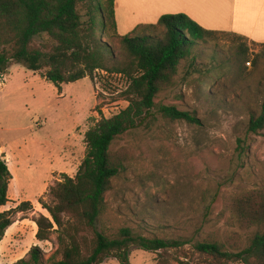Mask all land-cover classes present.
<instances>
[{
    "label": "rangeland",
    "instance_id": "obj_1",
    "mask_svg": "<svg viewBox=\"0 0 264 264\" xmlns=\"http://www.w3.org/2000/svg\"><path fill=\"white\" fill-rule=\"evenodd\" d=\"M132 30L133 25H119L122 35ZM49 41L47 36L36 39L37 45ZM241 43L234 35H218L198 47L203 52L199 63L213 57L234 61ZM247 44L246 65L234 66L227 85L218 80L214 96L211 85L202 82L203 74L183 61L173 85L156 99L154 118L113 145L130 161L106 197L109 211L102 226L111 233L129 227L149 237L188 240L165 252L134 247L130 264L203 263L193 246L209 237L240 250L248 246L255 230L241 228L226 209L231 197L264 192V130L249 132L251 117L261 110L264 60L258 58L261 47ZM128 85L125 76L95 72L93 78L64 84L59 91L41 72L23 64H13L0 77V157L7 163L9 155L14 157L23 189L15 198L36 199L31 211L15 216L0 245V264L16 263L37 245L47 260L55 255L57 234L47 242L36 239L34 218L50 216L39 200L48 203L50 187L77 175L87 155L86 133L102 117L111 118L128 107L122 97ZM163 106L196 115L201 124L172 121L159 112ZM13 191L14 185L11 198ZM104 264L119 262L109 258Z\"/></svg>",
    "mask_w": 264,
    "mask_h": 264
},
{
    "label": "trees",
    "instance_id": "obj_2",
    "mask_svg": "<svg viewBox=\"0 0 264 264\" xmlns=\"http://www.w3.org/2000/svg\"><path fill=\"white\" fill-rule=\"evenodd\" d=\"M117 0H0V77L13 64H23L30 71L55 84L59 91L95 72L122 75L129 85L122 97L129 105L111 118L102 117L85 136L87 155L75 177L65 176L48 190L49 202L39 200L49 217L34 218L38 242L51 241L57 234L55 255L46 259L40 246H33L28 256L14 264H104L109 258L130 264L131 249L160 252L177 249L188 240H166L146 236L132 228L109 232L103 225L109 211L107 195L113 182L126 169L129 156L113 145L124 135L146 126L154 118L155 103L163 90L173 85L183 61L203 74L205 84L215 95L218 80L232 82L234 66L246 65L250 47L246 38L232 33L204 29L184 13L165 14L155 24H140L121 35L118 29ZM218 35H234L242 43L237 59H216L199 63L203 52L198 47ZM47 36L49 42L37 45ZM259 59L264 60V44ZM223 82V84H224ZM203 94V92H202ZM159 112L172 121L200 125L196 115L163 106ZM264 130V92L261 110L253 115L249 132ZM13 175L0 157V244L15 223L18 213L33 209L31 201L1 211L10 202L9 187ZM226 209L243 229H254L246 248L240 250L209 237L198 240L194 249L204 258L198 264H264V192H245L229 198ZM100 227L99 228V226ZM57 255L61 258L57 259Z\"/></svg>",
    "mask_w": 264,
    "mask_h": 264
},
{
    "label": "crops",
    "instance_id": "obj_3",
    "mask_svg": "<svg viewBox=\"0 0 264 264\" xmlns=\"http://www.w3.org/2000/svg\"><path fill=\"white\" fill-rule=\"evenodd\" d=\"M179 13L188 15L206 30L237 34L250 43L264 44V0H117L116 2L118 29L120 23L124 29L133 25L134 30L140 24L157 23L165 14ZM6 149L11 152L8 146ZM6 159L9 161L8 166L13 175L9 187V199L13 201L8 204L17 207L22 202L15 197L20 195L23 189L15 162L12 161L14 157L9 155ZM12 185H14L13 198L10 197ZM34 200L36 199H27L31 202ZM9 209L6 206L1 211ZM37 231L36 228L35 234ZM8 233L7 231L4 241Z\"/></svg>",
    "mask_w": 264,
    "mask_h": 264
}]
</instances>
